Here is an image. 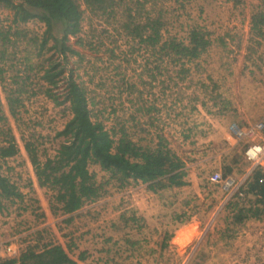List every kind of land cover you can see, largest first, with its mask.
I'll return each instance as SVG.
<instances>
[{
  "label": "rangeland",
  "instance_id": "rangeland-1",
  "mask_svg": "<svg viewBox=\"0 0 264 264\" xmlns=\"http://www.w3.org/2000/svg\"><path fill=\"white\" fill-rule=\"evenodd\" d=\"M141 1L128 2L134 22H145V15L137 17L135 12ZM153 2L169 20L163 40L169 34L184 36L193 24L212 32L214 43L196 61L186 63L189 71L183 78L179 64L150 55L126 33L122 10L106 21L82 5L81 32L69 41L78 54H67L66 61L53 50L38 55L33 43L16 45L19 60L6 75H29L25 89L35 94H24V106L12 116L0 87L6 126L19 146L18 154L1 161L2 172L24 195L23 201L7 202L0 211L3 245L14 242L21 250L41 232L44 242L61 244L71 258L83 253L79 264H264V217L240 224L232 218L233 206L240 201L235 195L252 166L244 155L248 142L229 130L233 122L241 127L264 124V40L251 32V16L264 8V0ZM7 13L2 10L0 19ZM25 27L32 35L44 30L34 21ZM51 55L64 65L63 79L53 90L59 100L72 74L96 103L90 104L94 120H102L108 130L124 126L141 144L156 146L159 136L164 138L184 160L187 183L157 190L137 183L129 191L88 201L71 214L54 213L49 205L52 190L39 186L24 147L27 141L38 145L44 160L63 140L56 133L68 116L63 105L43 93L46 82L41 76ZM148 107L153 109L145 112ZM89 171L98 182L106 179L97 165H90ZM214 172L231 178L233 185L211 182Z\"/></svg>",
  "mask_w": 264,
  "mask_h": 264
},
{
  "label": "trees",
  "instance_id": "trees-1",
  "mask_svg": "<svg viewBox=\"0 0 264 264\" xmlns=\"http://www.w3.org/2000/svg\"><path fill=\"white\" fill-rule=\"evenodd\" d=\"M130 1L0 0V12L2 10L8 12L4 20L0 19V87L10 114L16 116L19 109L24 106V94L28 97L35 94L34 91L25 89L29 75L21 77L6 75L12 71L13 62L17 59L16 45L33 43L38 46V55L44 50H53V53H58L57 55L65 61L68 58L67 54H78L69 41L70 37H76L81 32L84 13L82 5L91 14L99 15L106 21L108 18H116L118 10L124 11L127 21L122 27L126 33L134 39L137 38V44L144 45L150 55H158L159 60L162 56H167L170 63L179 64L182 67L179 72L183 74L182 78L189 71L185 67L186 63L196 61L214 43L212 32L198 24L189 25L182 37L167 34L168 37L163 40L169 26L163 8H156L153 2L155 0L136 2V16L144 14L145 22H134L129 14ZM147 3L151 4L149 10L145 8ZM30 21L42 23L43 32L30 34L25 27ZM251 32L264 40V8L252 14ZM52 57L53 55L48 57L51 61L49 66L43 69L41 78L46 82L43 93L52 98L56 105H63L64 116H68L62 129L56 133V136L63 140L60 141L55 154L45 156L44 160H41L38 153V145L27 141L24 147L39 186L52 190L49 205L54 213L71 214L88 201L100 199L111 192L128 189L137 183H149L153 190L183 186L187 183L184 160L167 146L164 138L159 136L156 146L141 144L139 140H133L125 132L124 126L117 131L114 127L108 130L102 120H94L92 118L94 109L90 104L96 103L87 96L86 89L73 78L72 74L68 75L63 99L59 100V96L53 90L58 88L59 81L63 79L64 65L56 59H51ZM8 61L12 65L6 66ZM31 67L25 68L29 71ZM6 80H10L9 84L17 87H10ZM152 109L145 108V112ZM137 110L142 108L139 107ZM100 113L101 111L99 115ZM6 121L0 98V133L3 136L0 140V211L5 207V203L23 201L24 198L17 185L2 172L1 161L19 153V146L10 126H6ZM90 165L99 166L106 173V179L98 182L89 171ZM249 195L252 198H248ZM235 197L243 201V204L238 201L233 206L232 218L235 224H240L248 218H263L264 168H254L244 185L239 187V193ZM140 227L142 225L135 226ZM43 237L41 232H37L32 237L34 242L29 240L17 256L0 258V264H78L61 244L44 242ZM80 258L82 259L83 255Z\"/></svg>",
  "mask_w": 264,
  "mask_h": 264
},
{
  "label": "built area",
  "instance_id": "built-area-1",
  "mask_svg": "<svg viewBox=\"0 0 264 264\" xmlns=\"http://www.w3.org/2000/svg\"><path fill=\"white\" fill-rule=\"evenodd\" d=\"M232 135L238 140H246L248 142L244 155L246 160L251 163V171L256 167L264 168V124L263 122H255L246 127H241L235 122L229 125ZM210 181L217 183L222 182L226 188L233 185L231 178H222L220 172H214L210 176ZM20 250L12 244H0V258L17 256Z\"/></svg>",
  "mask_w": 264,
  "mask_h": 264
},
{
  "label": "crops",
  "instance_id": "crops-1",
  "mask_svg": "<svg viewBox=\"0 0 264 264\" xmlns=\"http://www.w3.org/2000/svg\"><path fill=\"white\" fill-rule=\"evenodd\" d=\"M130 188H132V187H129L128 189L121 190V191L114 192V193L119 194V193L122 192V191H129ZM141 217H142V216H141ZM134 233H135V232H134ZM1 242H2V241L0 240V243H1ZM7 243H8V240H7ZM1 244H2V243H1ZM10 244H12L14 247H19V245H20V244L17 245V244H15L14 242H10ZM131 244H132V245L135 244L134 240H133V241L131 240ZM4 245H6V244H4ZM81 255H83V253L79 254L78 258L75 259V260L78 262V264H79V262H81V260H84V259H83V258H84V255H83V258H82V259L80 258Z\"/></svg>",
  "mask_w": 264,
  "mask_h": 264
}]
</instances>
